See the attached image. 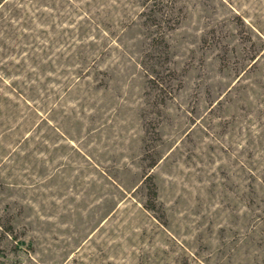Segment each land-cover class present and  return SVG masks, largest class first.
Masks as SVG:
<instances>
[{
    "label": "rangeland",
    "instance_id": "1",
    "mask_svg": "<svg viewBox=\"0 0 264 264\" xmlns=\"http://www.w3.org/2000/svg\"><path fill=\"white\" fill-rule=\"evenodd\" d=\"M0 264H264V0H0Z\"/></svg>",
    "mask_w": 264,
    "mask_h": 264
}]
</instances>
